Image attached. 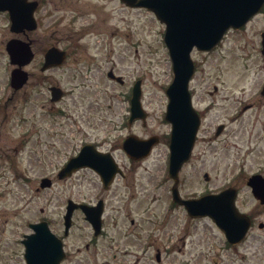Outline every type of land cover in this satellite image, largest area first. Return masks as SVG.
<instances>
[{
	"label": "rangeland",
	"instance_id": "1",
	"mask_svg": "<svg viewBox=\"0 0 264 264\" xmlns=\"http://www.w3.org/2000/svg\"><path fill=\"white\" fill-rule=\"evenodd\" d=\"M85 11L86 8L78 15L84 16ZM83 21L88 25L90 16ZM259 28H264V22L254 20L244 31L230 32L220 49L192 53L197 73L191 89L194 105L202 113L204 123L192 161L180 173L183 198L199 197L231 186L239 189L238 205L244 212L256 207L247 180L263 168L264 117L263 114L259 117L253 97V80L258 81L259 73L252 75L253 65L249 73L245 71L253 60L246 54H256L253 42ZM164 34L165 25L146 8H131L120 0H95L94 109L82 118L79 116V91L69 90L74 85L70 77L73 71L58 69L49 73V84L67 85V97L51 110L49 101L45 103L43 98L48 95V85L44 86L37 105L45 103V109L38 112L37 107L28 111L33 113L30 118L38 120L35 134L31 129L30 138L22 139L11 126L3 130L0 255L5 258V264H13L8 262L15 251L12 247L30 233V224L46 220L56 234L62 235L67 200L95 203L98 198L106 203L105 231L115 240L111 250L98 257V264L108 260L110 264H208L207 257L203 258L201 253L212 242L221 248L218 255L223 264H241L246 261L243 256L247 260L264 261V230L255 228L239 248L227 247L208 220L190 221L185 209L174 205L173 181L169 176L171 125L165 120L166 90L173 81V70ZM7 66V59H1L0 69L6 77ZM110 69L124 76L126 85L110 81L107 77ZM244 75L251 80H241ZM139 79L142 106L149 113L145 127L141 122L128 124L130 89ZM4 84L5 79L0 82V89L3 90ZM215 86L218 93L211 96L209 92ZM248 102L253 106L240 115ZM60 110L67 111L66 115L58 113ZM10 112L9 118H17L19 123L13 110ZM221 124H225V132L214 137ZM132 134L141 138L157 135L160 142L149 157L134 161L122 150V138ZM92 140L110 151L126 173L111 189L105 190L99 176L91 170L79 171L66 180L58 179L60 167L73 150ZM205 173L210 181H205ZM46 177L54 180L53 186L38 191ZM78 214L73 236H85L68 243L71 251L76 247L85 251L84 244L90 235L82 233L89 229ZM259 220L264 223V213ZM105 245L108 247V242L100 240L99 250Z\"/></svg>",
	"mask_w": 264,
	"mask_h": 264
},
{
	"label": "flooded vegetation",
	"instance_id": "2",
	"mask_svg": "<svg viewBox=\"0 0 264 264\" xmlns=\"http://www.w3.org/2000/svg\"><path fill=\"white\" fill-rule=\"evenodd\" d=\"M10 2L19 13L15 16L17 21L13 26L10 11H0V60L5 58L8 61V69L6 70L8 73L7 77L4 70L0 69V82L5 79V86L3 90L0 89V162L2 157L1 152L3 151V130L5 128L11 126L13 130L19 133L22 139L30 138L31 135L29 132H31V129L33 134H35L34 131L37 128L38 120L37 118H30L33 113H28V111L31 109L35 110L39 107L37 102L41 101L44 86L48 85V95L43 98L45 103L49 101L51 110L52 106L57 104L53 102L52 87L57 88L63 93L60 99L62 101L58 102V104L62 103L67 95V85H63L62 83L49 84L51 82L49 78L50 72L58 69L65 70L67 68L73 71L70 77L74 85L69 87V90L79 91L80 105L78 106V113L81 118L86 115L87 111L91 112L95 107V0H10ZM84 8H86L85 15L80 17L78 13H83ZM89 16L90 23L85 25L83 19L87 20ZM252 20H256L258 23L261 21L264 22V8ZM241 30L237 32H241ZM263 34L264 28H259L257 38L253 42L255 44L254 51L256 54H246L249 58L253 57V60L250 65L246 66L248 70L245 71L249 73L251 71L249 68L253 65L254 71L252 75L259 73L256 76L258 81L256 79L253 80L255 83V96L253 97L256 98L259 117L262 114L264 117V78H261V75L264 74ZM89 35L92 38H88ZM11 41L27 44L26 47L32 54L29 64L22 67L23 72L27 74V82L20 88H12L11 86L12 74L18 68L11 64L10 56L7 52V45ZM53 48L64 51L65 60L60 66L45 69L46 56ZM219 48L215 49L218 50ZM117 76L123 78L120 74H117ZM90 78L93 80H90ZM124 79L122 84L112 79L110 80L120 84V86H124L127 83ZM241 80L249 82L251 79H249V76L245 77L244 75L241 77ZM209 93L211 96H214V93L211 91ZM45 103L40 105L38 112H42L45 109ZM252 106L253 103L250 102L245 104L240 111V115ZM9 110H13L17 115L19 123H17V118H9L11 114ZM58 113L66 115L67 111L60 110ZM26 126L29 127L25 129ZM221 126L220 131L223 130L222 132H224L225 126ZM87 143L93 145L94 152L95 148L101 152H107L102 150L101 146L96 145L95 140H92L83 142L77 149L73 150L70 156L77 154ZM7 156H10V154H7ZM261 166L263 168H260L257 173L264 175V160H262ZM125 176L126 174L124 173L121 177L124 178ZM99 200V198L95 200V205ZM255 202L256 207L250 212L252 215L251 229H254L256 225L258 227H264L263 223L258 222V219L264 213V205H261L257 200ZM106 222V219L103 220L104 229L98 236L95 235L92 229L88 232H82L93 234L88 236L89 240L84 244L85 251L81 247H76L74 251L68 248L69 242L77 241L79 237L85 236L81 234L74 237V229H72L68 234L65 235L64 233L61 237L64 248L62 253L53 254L52 248L41 247L31 255L32 264H98V257L103 256V253L111 250L110 245L115 242V240L109 238V235L105 231ZM73 226H75L74 223H72ZM100 240L107 241L109 244L108 247L105 245L99 250L98 242ZM19 243V245L12 247L15 251L10 254V260H7L8 262L12 261L13 264H27L23 240ZM218 250L219 247L213 242L212 245H207L206 252H202L201 256L203 258L207 257L208 264H223V261L218 256ZM116 257L112 256L114 259ZM243 258L246 261L241 264H264V261L247 260L246 256H243ZM252 258L254 259V257ZM5 262V258L0 255V264H5ZM198 262L199 259H196V263ZM104 264H110V261L108 260Z\"/></svg>",
	"mask_w": 264,
	"mask_h": 264
},
{
	"label": "water",
	"instance_id": "3",
	"mask_svg": "<svg viewBox=\"0 0 264 264\" xmlns=\"http://www.w3.org/2000/svg\"><path fill=\"white\" fill-rule=\"evenodd\" d=\"M133 7H146L155 12L162 23L166 24L165 43L169 49L174 72L172 84L166 93L169 98L166 120L172 124L170 143V175L175 180L173 188L174 200L186 207L193 217L210 216L225 232L232 244L241 242L250 227V221L246 215L240 214L235 207L236 191L228 189L217 195H207L195 200H182L178 190L179 172L183 164L191 156L197 131L200 125V117L193 108L189 83L195 72V65L191 59V52L196 46L200 51H209L223 38L228 29L242 28L264 5V0H123ZM9 0H0V11L13 10ZM15 13V12H14ZM14 16V15H13ZM15 21V20H14ZM9 52L13 62L23 64L28 60L24 50L15 51L13 44L9 45ZM60 54L51 52L48 63L56 64ZM24 82L25 77L21 74ZM16 85V82H13ZM22 83H20L21 85ZM140 82L134 87L132 98V117L145 118L140 104ZM55 92V90H53ZM158 142L157 137L149 140H139L129 137L125 142V150L133 158L147 156L152 146ZM82 167H90L101 174L106 186L111 183L116 173L115 166L108 155L82 152L78 157L70 159L60 172V177L71 176L73 172ZM255 195L264 201V178L253 176L249 180ZM50 181L44 179L42 188L49 187ZM80 207L87 215V219L98 229L101 223L102 203L98 207L87 205H75L70 202L65 217L66 227L69 229L73 211ZM32 228L40 231L36 235L37 240H48V244L61 250V243L50 234L46 222L33 225ZM30 236L24 242L27 246V258L32 251Z\"/></svg>",
	"mask_w": 264,
	"mask_h": 264
}]
</instances>
